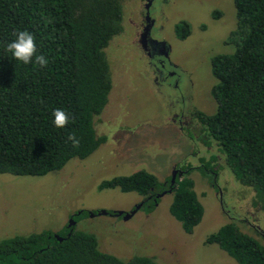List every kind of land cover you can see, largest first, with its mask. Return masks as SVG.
<instances>
[{
	"label": "trees",
	"instance_id": "obj_1",
	"mask_svg": "<svg viewBox=\"0 0 264 264\" xmlns=\"http://www.w3.org/2000/svg\"><path fill=\"white\" fill-rule=\"evenodd\" d=\"M233 6L235 23L225 38L232 49L210 56L216 106L211 113L195 111L198 138L216 146L236 181L252 191L251 204L264 210V0H233ZM121 17L122 0H0V172L42 175L71 157L86 156L105 140L95 133L93 119L107 101L111 81L104 47L120 31ZM24 30L33 34L36 54L49 61L46 67L24 64L7 51L15 33ZM174 30L183 38L188 24L180 21ZM56 109L69 116L64 128L53 123ZM71 134L78 147L67 139ZM214 158L211 153L196 166L185 165L169 186L168 210L184 232H191L202 215L187 173L193 168L217 173ZM169 179L136 169L101 179L97 187L135 191L148 212ZM204 241L216 243L238 264H264V240L233 220ZM0 264L159 263L142 254L118 257L99 249L93 233L65 227L64 233L42 229L1 238Z\"/></svg>",
	"mask_w": 264,
	"mask_h": 264
},
{
	"label": "rangeland",
	"instance_id": "obj_2",
	"mask_svg": "<svg viewBox=\"0 0 264 264\" xmlns=\"http://www.w3.org/2000/svg\"><path fill=\"white\" fill-rule=\"evenodd\" d=\"M152 9L156 18L149 33L168 43L170 74L159 85L146 74L145 56L135 42L140 5L122 0V28L104 47L111 86L93 119L95 133L105 140L86 156L71 157L42 175L0 172V239L42 229L64 233L72 220L73 229L95 235L99 249L121 258L148 255L159 264H238L216 243L204 241L227 220L263 242L264 235L254 225L264 231V210L251 204L252 191L236 181L215 145L206 147L187 136L198 138L195 118L184 123L185 116L179 117L181 129L171 120L172 111L179 109L215 110L210 87L216 78L209 60L213 53L232 49L225 37L235 23L233 0H155ZM215 11L218 16L212 15ZM179 19L188 24L183 39L173 29ZM211 153L221 202L210 184V170L191 169L187 175L202 206L191 232H184L168 210L171 191L160 195L150 211L142 206L127 219L101 213L128 210L142 197L117 187L99 188L101 179L144 169L164 180L173 165L196 166L200 157L207 159ZM79 208L84 212L72 218Z\"/></svg>",
	"mask_w": 264,
	"mask_h": 264
},
{
	"label": "flooded vegetation",
	"instance_id": "obj_3",
	"mask_svg": "<svg viewBox=\"0 0 264 264\" xmlns=\"http://www.w3.org/2000/svg\"><path fill=\"white\" fill-rule=\"evenodd\" d=\"M154 1L155 0H136V3L138 4V6L140 5V10H139V13L137 12V15H136L137 18L134 21V25L136 26V29H137L136 30L137 34H136L135 42H136V45L139 47L141 53L145 56L146 63L144 65V67L146 69V74L148 75L149 78H151L153 83L159 85L161 83L162 79L164 78V76L165 75H169L171 70H169L167 68V64H168V56L167 55H168V49H169L168 43L165 40H163V39L154 38L149 33L150 28L153 26V24L155 22V18H156L154 10L153 9L150 10V7H151V5H152V3ZM212 15L218 16V12L215 11ZM121 19H122V17H121ZM182 20L183 19H179V22L182 21ZM121 22H122V20H121ZM174 27H173V29H174ZM121 28H122V26H121ZM175 36L177 37L176 34H175ZM177 38H179V37H177ZM180 39H183V38H180ZM165 65H166V68H164ZM209 65H210V63H209ZM188 110L189 109H184V110L183 109H179L178 111H172V113H171L172 114L171 120H173L174 122H177V126H178L179 129H181L182 126H183V123H181V120L179 119V117H181V116H185L184 123L187 122V118H189V117H193L197 121V118H196L195 112H194L195 110H191L190 112H188ZM187 136L189 138H192V140H194L196 142L197 141L200 142L199 138H195L192 134L187 133ZM201 144L203 146H206L203 143H201ZM209 146H206V147H209ZM184 167H186V166L185 165H177V164H175V165H173V167L171 169V173L173 172V170H175V175H178L177 174L178 172H180V174H182V172L185 171ZM171 173H170L169 176H171ZM217 173L211 174V182H210V184L216 188L217 192L219 193V200L221 202L220 186L217 184V182H215V178H216L215 176H216ZM170 185L171 184H166L165 183V188L164 189L169 188ZM138 203H140L138 208L142 207V205H143V196L137 202H135L131 206V208H129L128 210H124V211H129L130 209H132L134 207L135 204H138ZM80 209L83 210L82 208H79L75 212H72L70 214V216L72 218H75V214H77L79 216V214H80L79 210ZM115 210L114 209L113 210H105V212L106 213L110 212L112 214H115L114 213ZM97 211L100 212L99 210H97ZM118 215L122 216V213H120ZM254 226H255L254 227L255 230H258L259 232L262 233V235H264V231H263L262 228H259L257 225H254ZM70 227L72 228L73 225L72 226H70V225L67 226L66 225V228H70ZM261 229H262V231H261Z\"/></svg>",
	"mask_w": 264,
	"mask_h": 264
},
{
	"label": "clouds",
	"instance_id": "obj_4",
	"mask_svg": "<svg viewBox=\"0 0 264 264\" xmlns=\"http://www.w3.org/2000/svg\"><path fill=\"white\" fill-rule=\"evenodd\" d=\"M7 51L10 52L14 59L24 64L32 63L40 67H46L49 61L43 55H37V46L33 34L27 30L15 33V39L7 45ZM34 58V60H33ZM53 123L57 128H64L69 122V116L61 109L53 112ZM72 142L73 147H78L80 141L71 134L67 137Z\"/></svg>",
	"mask_w": 264,
	"mask_h": 264
},
{
	"label": "water",
	"instance_id": "obj_5",
	"mask_svg": "<svg viewBox=\"0 0 264 264\" xmlns=\"http://www.w3.org/2000/svg\"><path fill=\"white\" fill-rule=\"evenodd\" d=\"M178 175L180 174V172H178L177 173ZM174 176H175V170H173V172L171 173V176H170V179H169V184H172V182H173V180H174ZM165 191H170V188H167V189H164V190H162L161 192H159L158 194H157V196H160V195H162ZM139 205H140V203H138V204H135L134 205V207L132 208V209H130L129 211H124V210H122V209H116L115 211H114V213L115 214H120V213H122V218L123 219H127V218H129L134 212H135V210L139 207ZM102 213H104L105 212V210L103 209V210H100ZM74 222L72 221V220H69V222H68V226L69 225H71V224H73ZM54 235H55V237L59 240L60 239V237L59 236H57L55 233H54Z\"/></svg>",
	"mask_w": 264,
	"mask_h": 264
}]
</instances>
